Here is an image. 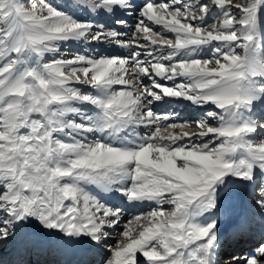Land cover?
Listing matches in <instances>:
<instances>
[{"label":"snow or ice","instance_id":"1","mask_svg":"<svg viewBox=\"0 0 264 264\" xmlns=\"http://www.w3.org/2000/svg\"><path fill=\"white\" fill-rule=\"evenodd\" d=\"M245 195L255 228L222 219ZM10 242L63 264H264V0H0Z\"/></svg>","mask_w":264,"mask_h":264},{"label":"bare ground","instance_id":"2","mask_svg":"<svg viewBox=\"0 0 264 264\" xmlns=\"http://www.w3.org/2000/svg\"><path fill=\"white\" fill-rule=\"evenodd\" d=\"M74 2V0H73ZM83 15V13H81ZM130 23H134V20H130ZM95 48V53L92 54H109L108 52H104L102 47L100 46H93ZM80 51L82 53L89 52V48L84 45H71L70 51H66L65 55H73L77 51ZM111 54L115 55V51H111ZM117 51H124V50H117ZM165 106L161 105L157 107V111H165ZM182 108L179 110L181 111ZM182 116L184 118H187L189 116V112L186 110L181 111ZM257 192L259 189L256 190ZM104 196H110L112 194H102ZM125 207H129L125 205ZM167 207V206H165ZM148 208H135L130 211H127L125 219L130 218L133 215L140 214L142 211L146 212L148 211ZM255 212V207L252 203V196L251 195H245L242 197L236 198L234 201H231L229 205L227 206V211L225 217H222V219H227L228 217H231L233 221L239 219L243 220V218L247 215L250 219L253 220V227L255 228L257 225V222L259 221L258 216H253V213ZM228 225L226 224L225 227ZM256 239H259V236H256ZM243 247H248V245H244ZM29 249H31V252L28 253ZM239 250V249H237ZM56 252L55 249L49 250L48 246L45 244L43 246H33V245H24L20 243H9L7 246L0 248V261L3 262V264H48L45 260L47 259V256L54 255L53 253ZM58 253V251H57ZM65 255V254H64ZM67 257H71L68 255H65ZM40 258L42 261H40ZM75 259L74 257H72ZM98 256L95 253H89L85 259L88 260H95Z\"/></svg>","mask_w":264,"mask_h":264}]
</instances>
